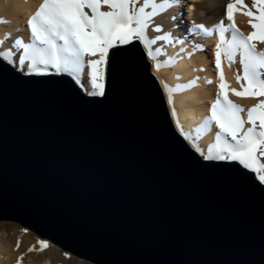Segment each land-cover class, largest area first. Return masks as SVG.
<instances>
[{
  "label": "water",
  "instance_id": "1",
  "mask_svg": "<svg viewBox=\"0 0 264 264\" xmlns=\"http://www.w3.org/2000/svg\"><path fill=\"white\" fill-rule=\"evenodd\" d=\"M0 221L91 264H264V184L187 144L138 41L111 49L103 97L0 57Z\"/></svg>",
  "mask_w": 264,
  "mask_h": 264
},
{
  "label": "snow or ice",
  "instance_id": "2",
  "mask_svg": "<svg viewBox=\"0 0 264 264\" xmlns=\"http://www.w3.org/2000/svg\"><path fill=\"white\" fill-rule=\"evenodd\" d=\"M181 2L182 0H43L38 10L27 20L30 42L26 43L21 38L16 39L13 45L17 51L22 50V55L14 61V53L9 49L0 51V57L9 64H15L21 71L26 66L28 75L67 74L82 87L85 86L82 84V77L87 67L90 69L91 86L87 94L103 97L109 51L137 40L148 48L149 56L155 58L160 55V50L153 52L151 46L157 41L172 43V34L150 39L147 32L154 17ZM105 6L107 10H102ZM234 11L248 16V22L254 31L244 35L236 26ZM226 18L230 22L227 25L224 20L212 29L203 24H195L190 31L200 30L208 37L218 32L219 43L215 51V66L218 69L222 56L227 57L230 65L236 63V57L239 56L242 75L237 74L236 78L238 82L245 83H241L242 91L233 88L230 89L232 93L239 97L264 96V51H258L257 43L254 42L264 43V0H248L247 3L245 0H229ZM172 19L175 20V16ZM153 30L157 33L163 31L160 25H155ZM229 32L230 38H226L225 34ZM3 44L4 41L0 40V46ZM196 47L203 50L202 45ZM96 56L98 59H90ZM173 63L174 60L157 62L155 67L160 69ZM49 69L54 71L50 73ZM219 78L220 92L203 125L211 131V125L215 123L219 131L206 154L198 146L196 151L207 161L238 162L244 169L257 174L259 181L264 183V162L261 159L264 158V100L246 110L228 98L226 89L229 86L224 82L222 70ZM198 80L197 77L189 84L169 88V92L196 87ZM208 83L211 84L212 81L209 80ZM169 102H174L171 95ZM245 111L246 119L242 116ZM173 115H176L175 110ZM246 124L251 126L245 128ZM39 243L41 250L49 247L45 241ZM34 250L35 246L29 249Z\"/></svg>",
  "mask_w": 264,
  "mask_h": 264
},
{
  "label": "bare ground",
  "instance_id": "3",
  "mask_svg": "<svg viewBox=\"0 0 264 264\" xmlns=\"http://www.w3.org/2000/svg\"><path fill=\"white\" fill-rule=\"evenodd\" d=\"M42 2L43 0H0V40L4 41V44L0 46V51L11 49L14 53V61L22 55V50L17 51L13 47L15 40L22 38L24 42H30V28L27 25V20L38 10ZM228 2L229 0H182L178 6H174L159 16L154 17L152 25L147 32L150 39L158 35L172 34V43L157 41L155 45L151 46L153 52H156L157 49L161 52L155 58L149 56L153 62L151 72L153 71L152 74L156 77L157 81L159 80L158 83L160 82L159 85L163 91L175 129L193 150L196 151V147L198 146L205 154L208 147L215 142L216 132L219 131L215 123L211 125V131L205 129L203 125L206 118L210 115L211 106L209 105L215 102V98L213 97H215V94L217 96L220 92L219 85L221 80L219 74L221 70L225 76L224 82L229 86L226 89L228 91V98L234 103L241 105L247 110L259 103L260 100H264V96L239 97L231 92L230 89L233 88L237 91H242L241 83H245L243 81L238 82L236 78L237 74L242 75V68L239 64L240 58L237 56L236 63L230 65L227 57L222 56L220 68L218 69L215 66L216 45L219 43L218 32L208 37L200 30L190 31V29L194 28L195 24H203L209 29L214 28L221 20H224L226 25L229 24L230 22L226 18V5ZM245 2L247 3L248 0H245ZM102 10H107L106 6ZM150 10L148 9V11ZM173 16H175V20L172 19ZM234 19L236 26L244 35H248L254 31L248 22L250 18L243 15L242 12L234 11ZM155 25H160L163 31L160 33L155 32L153 30ZM225 35L226 38H230V32ZM181 40H183V43H180ZM135 41L137 40L133 42ZM138 42L148 53V48L145 47L144 43ZM254 42L257 43L258 51H264V43L259 41ZM197 45H202L203 50L198 49ZM1 58L3 59V57ZM90 59H98V56L90 57ZM169 60H174V63L160 69L155 67L157 62L166 63ZM11 65L21 71L15 64ZM108 65L109 56L106 72ZM53 71L49 69V72ZM21 72L26 74V66L24 71ZM197 77L199 80L196 87L188 88L185 91L169 92V88L175 89L178 85L189 84L191 81L196 80ZM89 80V73H86L85 70L82 77V84L85 86L81 87L85 88L86 92L91 87ZM106 80L105 73V88ZM133 80V75H131L129 70H126L124 84L128 91L127 93L132 95L142 105L138 89ZM209 80L212 81L211 84L208 83ZM218 80L219 83H217ZM170 95L174 100L173 103L169 102ZM173 110H175L176 115H173ZM242 116L246 119L247 112L242 113ZM250 126L246 124L245 128ZM149 135L154 146L162 151V147L155 137L151 133ZM186 135L187 138H185ZM197 153L204 159L199 152ZM36 235L34 232L32 234L11 223H0V264H56L55 260L59 252L58 254L53 253L52 248L58 250L57 247L43 238L40 239ZM39 241L47 242L49 247L41 250ZM16 246L19 248L18 250L14 248ZM33 246H35V250L29 251Z\"/></svg>",
  "mask_w": 264,
  "mask_h": 264
},
{
  "label": "rangeland",
  "instance_id": "4",
  "mask_svg": "<svg viewBox=\"0 0 264 264\" xmlns=\"http://www.w3.org/2000/svg\"><path fill=\"white\" fill-rule=\"evenodd\" d=\"M11 39V38H10ZM141 42V41H140ZM142 43V42H141ZM208 49V48H207ZM144 50H145V52H146V55H147V59H149V61L151 62V65L153 66V62L151 61V59L149 58V55H148V53H147V51H146V49L144 48ZM110 53V52H109ZM87 59V58H86ZM85 70H86V73H89L90 72V69L89 68H85ZM153 72V71H152ZM50 73H52V72H50ZM106 77H107V72H106ZM159 81V80H158ZM76 82V81H75ZM77 83V82H76ZM160 83V82H159ZM217 83H219V80H218V82ZM78 84V83H77ZM79 86H80V88H81V90H83L84 92H86L85 91V88H82L81 87V85L80 84H78ZM86 93H88V92H86ZM213 98H215L214 99V101L216 100V98H217V96H216V94H215V97H213ZM212 104H210L209 106H211ZM262 159V162H264V158H261ZM3 222H5V223H11L12 225H15V226H17V227H19L20 229H22V230H27L28 232H30V233H32L33 234V232L32 231H30V230H28L27 228H24V227H22L21 225H19L18 223H16V222H11V221H2V222H0V223H3ZM35 234V233H34ZM36 235V234H35ZM37 236V235H36ZM37 237H39V236H37ZM40 238V237H39ZM40 239H42V238H40ZM45 240H47V239H45ZM47 241H49V240H47ZM50 242V241H49ZM51 243V242H50ZM51 244H53V243H51ZM54 245V244H53ZM55 247H57L56 245H54ZM17 247V246H16ZM14 247L16 250H18L19 248L17 247ZM14 249V250H15ZM57 249L59 250H55V248H52V251H53V253H57L58 254V252H59V254L57 255V257H56V260H55V263L56 264H91V263H89V262H87V261H84V260H82V259H79V258H76V257H74L73 255H71V254H69V253H66V252H64V251H62L60 248H58L57 247ZM54 251H56V252H54ZM59 259V260H58ZM67 262V263H66Z\"/></svg>",
  "mask_w": 264,
  "mask_h": 264
}]
</instances>
